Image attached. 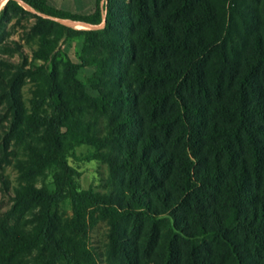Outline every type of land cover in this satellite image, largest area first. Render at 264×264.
Listing matches in <instances>:
<instances>
[{
	"label": "trees",
	"instance_id": "trees-1",
	"mask_svg": "<svg viewBox=\"0 0 264 264\" xmlns=\"http://www.w3.org/2000/svg\"><path fill=\"white\" fill-rule=\"evenodd\" d=\"M19 1L39 14L90 25H101L106 10L107 24L96 30H75L38 17L41 24L58 26L61 35H80L84 42L79 64H75L62 57L54 35L41 32V26L35 32L32 60L41 64L23 68L20 74L31 84L29 107L12 106L10 135L25 159L15 160L14 202L0 223V264H173L174 243L159 232L160 224L169 223L161 217L178 202L169 200L163 190L155 197L158 204L152 203L143 187L155 188L172 160L151 153V136L136 143L139 121L130 108L138 96L131 82L139 87L189 82L207 101H217L210 113L221 122L208 128L212 139L208 149L221 153L226 169L219 165L205 168L198 188L185 171L179 175L182 184L174 180L178 200L184 202L197 193L207 197L209 188L220 194L217 212H210L211 223L197 218L199 230L210 242L198 246L197 237L191 234L184 263L264 264V0H250L262 5L261 12L249 6L234 10L249 34L245 37L227 20L226 12L215 14L208 2L200 1L196 6H201L193 9L192 1L199 0H180L186 16L181 19L183 36H179L161 16L166 13L167 0H127L128 14L143 24L137 39L153 61L165 52L179 54L186 61L182 70L137 62L127 79L119 76V67L125 64L116 57L129 55L130 43L113 36L111 0H94L86 15L58 10L47 0H7L3 12L10 7L23 11ZM244 49L247 54L242 56ZM207 60H212L211 86L204 66ZM83 67L95 68L91 79L96 97L87 94L77 79ZM172 90L154 89L144 96L154 112L171 96L178 98L177 112L161 117V125L178 122L186 131L190 126L187 113L197 110ZM100 120L106 122L102 129ZM76 144L94 147L95 157L108 165L111 180L124 183L122 173H127L128 187L78 192L73 183L76 173L66 161ZM121 145L126 146L124 155L115 154ZM48 169L55 170L54 191L35 185ZM67 195L70 215L60 206ZM100 223L106 227V243L98 252L89 238Z\"/></svg>",
	"mask_w": 264,
	"mask_h": 264
},
{
	"label": "rangeland",
	"instance_id": "rangeland-1",
	"mask_svg": "<svg viewBox=\"0 0 264 264\" xmlns=\"http://www.w3.org/2000/svg\"><path fill=\"white\" fill-rule=\"evenodd\" d=\"M7 0L0 2V79L4 85L0 87V223L6 217L14 202V189L17 187L18 172L15 166L16 159H25L20 148L15 145L14 139L10 135L12 121V106L15 103L22 110H26L29 105L28 101L31 98V84L23 78L21 69L33 67L36 68L41 64L40 61L32 60V49L36 47L35 32L41 26L40 31L54 35L58 41V47L62 52V57L69 59L75 64H79V58L82 54L84 38L80 35L65 37L61 35L59 27L51 24H41L38 17L43 18L39 13L32 11L28 7L24 10H17L12 7L3 12V7ZM107 1V0H104ZM208 2L209 8L215 14L216 12H226L227 20L235 26L236 30L243 37L249 34L243 31L244 24L242 19L234 13L237 7L241 9L249 6L251 10L260 11L262 5L253 4L250 0H199L198 3L192 1L193 9L199 2ZM111 16H112V33L114 38L127 39L130 43L131 53L129 55H118L116 58L121 60L124 66L119 67V76L122 79H127L128 72L134 71V64H149L152 68H156L158 64L177 67L182 70L186 66L184 58L176 53L165 52L161 57H157L153 61L150 54L145 51L142 43L137 39V32L141 30L143 24L134 21L132 15L127 12V0H111ZM47 3L58 10L70 12L74 14L86 15L89 14L94 7V0H47ZM196 6V7H195ZM180 0H167L166 13L161 15L173 27L175 35L183 36L181 31L183 25L181 19L186 15L180 9ZM261 12V11H260ZM178 15V16H175ZM46 19V18H45ZM244 20H246L244 18ZM246 26L249 21H245ZM107 24V11L103 12V22L100 28ZM147 24L145 23V26ZM153 29L156 28L150 24ZM75 30H86L84 28H76ZM99 28V29H100ZM246 52V53H245ZM242 56L247 54V49H244ZM212 60L204 62V66L208 71L207 84L211 86V71ZM95 72L94 67H83L77 72V79L83 84L87 94L96 97L92 85V76ZM19 76L18 80H14ZM15 81V83H14ZM14 83V85H13ZM132 88L136 92L138 99L131 106V110L138 118L136 126V135L138 140L148 139L151 136L152 148L151 153L168 155L172 160V164L168 166V171L164 175H159V180L156 187L148 189L143 185L148 197L152 203H157L155 197L161 194L163 190L167 191L169 200H176L178 203L166 215L161 218H166L169 223L160 224L161 236H169L174 243L173 264H185L184 254L186 252L187 241L191 240V234L197 237V245L203 242H210V238L198 228L199 222L197 218L206 219L210 224V212L216 211L219 208L220 194L212 188L207 190V197L197 193L192 197H187L186 201L178 200L179 190L175 185L182 184L179 175L180 172H187L191 176V184L200 187L199 175L204 169H211L215 165H219L222 169H226L225 159L221 153L209 151L208 146L212 143L209 136L208 128L215 122H221L220 119L210 113L211 105H215L217 101L209 102L204 98L196 87L189 82H178L160 84L157 87L147 84L144 87H139L135 82H131ZM167 89L169 92L179 93L183 97L182 101L190 107L193 106L197 111L195 114L187 113L186 118L190 122V126L184 130L179 123H174L168 126H162L164 122L161 117H171L178 110L177 99L172 96L167 99L163 106L159 107L155 112L150 109L148 100L145 94L151 90ZM211 98L215 99L214 92ZM181 101V102H182ZM123 110V109H122ZM199 113V114H198ZM200 115V116H199ZM106 122L99 121L98 127L102 129ZM104 131H100V135ZM153 137V138H152ZM126 150L125 145H121L117 150V155L123 154ZM68 165L75 171L76 175L73 178L74 187L78 192H105L110 188L125 190L129 185L130 176L127 173H122L125 176L124 183H119L110 179L108 165L95 157L94 147L87 144H76L66 155ZM54 169H48L44 175L37 178L35 185L39 188L45 186L49 191H54L52 175ZM202 188V187H201ZM66 191L68 189H65ZM60 206L71 214V201L66 196ZM160 205H158L159 207ZM161 208V207H159ZM106 227L100 223L95 227L89 238L91 247L96 248L98 252L103 251L106 243Z\"/></svg>",
	"mask_w": 264,
	"mask_h": 264
},
{
	"label": "water",
	"instance_id": "water-1",
	"mask_svg": "<svg viewBox=\"0 0 264 264\" xmlns=\"http://www.w3.org/2000/svg\"><path fill=\"white\" fill-rule=\"evenodd\" d=\"M19 3L24 6V7H28L30 9H32L31 7H29L28 5H26L25 3L19 1ZM32 11L36 12L35 10L32 9ZM43 18H46V19H50L52 21H55V22H58L64 26H67V27H71V26H81L83 27L84 29L86 30H96V29H99L101 25H90V24H86V23H83V22H75V21H72V20H68V19H59V18H55V17H50V16H46V15H42L40 14Z\"/></svg>",
	"mask_w": 264,
	"mask_h": 264
},
{
	"label": "bare ground",
	"instance_id": "bare-ground-1",
	"mask_svg": "<svg viewBox=\"0 0 264 264\" xmlns=\"http://www.w3.org/2000/svg\"><path fill=\"white\" fill-rule=\"evenodd\" d=\"M76 28H83V27H81V26H76Z\"/></svg>",
	"mask_w": 264,
	"mask_h": 264
}]
</instances>
